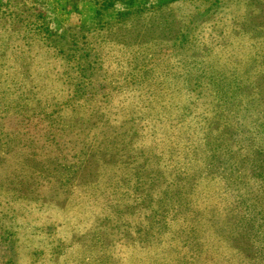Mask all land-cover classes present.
I'll use <instances>...</instances> for the list:
<instances>
[{"label":"rangeland","instance_id":"1","mask_svg":"<svg viewBox=\"0 0 264 264\" xmlns=\"http://www.w3.org/2000/svg\"><path fill=\"white\" fill-rule=\"evenodd\" d=\"M34 5L0 17V264H264L221 205L264 220V0ZM213 164L209 203L133 207Z\"/></svg>","mask_w":264,"mask_h":264},{"label":"trees","instance_id":"2","mask_svg":"<svg viewBox=\"0 0 264 264\" xmlns=\"http://www.w3.org/2000/svg\"><path fill=\"white\" fill-rule=\"evenodd\" d=\"M13 3L19 4V6L21 7V10H23L25 8L27 10H30V14H32V15L36 10H38L37 8H35L36 6L34 5V4L38 3V0H18V1L17 0H4L3 3H0V17L3 14H4V16H12L11 9H12ZM16 7H17V5H16ZM35 15H36V17H38V16L42 17L41 12H38V14H35ZM33 23H36V22H33ZM30 25L34 26L35 24H30ZM43 31H46V29H43ZM47 33L48 34H46L47 35L46 39L49 38V36L51 35V32H48V30H47ZM58 37H61V35H59ZM82 61H83V59H82ZM202 164L204 167L208 166L207 163H205V162H203ZM213 166H215L216 168H219L218 174L220 176H211V177H209L208 181H206L207 178H201V179H199V181H196L191 186H189V187L186 186L182 195L170 196L169 198H167L165 200L163 198V195H161L160 192L157 193V190H156L155 192L157 194H159L158 198H156L157 197V194H156L153 197L154 200H150L151 202H148V203H146L144 200L142 202V200L139 199V201H137L133 204V207L136 205H141L140 203H142V205H145V207H147L148 216L150 214H153L156 216H162L163 214L170 212V211L177 212L178 208L182 204V199H186L189 202H193V205L195 207H197V206L201 207V205H203L205 203H209L207 199H210L209 195L211 196L212 192H213V197L216 195L215 193H217V194H219V196H221V194H224V188L228 189V187H227L228 184L226 182L227 180H225V178H224L225 175L222 174V171L228 169V167L225 166L224 164H213ZM157 167L159 168V170H158V168H156L155 171L159 172L160 174L163 171L167 170V169L162 170L161 166H158V165H157ZM189 171H191V170H187V171L183 170V173L188 175ZM206 171H209V169ZM226 175H227V173H226ZM206 182L212 184V186H214V189L205 195L206 198H205V196L200 198L197 195V190L202 185H204ZM164 195H165V193H164ZM181 196H182V199H180ZM229 197L230 198H226L225 200L221 201V203H223V204H221L224 208L223 211H225L227 209L229 212H231L229 214L227 220L232 225H236V224H237V226L240 224H241L240 226L243 225V227L245 228V232H244V234L242 233L240 235H242L244 238H247V237L249 238L248 242H249V248H250V252L252 253V256L257 257L256 259H258L260 257H264V232H262V227L264 226V220H263V218L260 217L262 211L259 209V207H256L255 204H250V205L246 204L245 205V212H247L248 214H251V217L248 219L249 223L243 224L242 221H243V218L245 216V213L243 212V209L241 207H239V204L237 203V201L240 200L241 196L239 195V193H237V198H235V194H234V192H232V194H229ZM235 201H236V204L233 207L234 209L230 208L231 209L230 210L229 207H230L231 203H233ZM186 203H188V202H186ZM238 213L240 214L239 217L237 216ZM247 213H246V215H247ZM144 215H145V217H147L146 213H144ZM234 215H236L237 217H234ZM156 220H159V219H156ZM164 234H165V232L160 231L159 237H163L161 235H164ZM219 239H223V238L220 237ZM254 257H252L251 259H255Z\"/></svg>","mask_w":264,"mask_h":264}]
</instances>
